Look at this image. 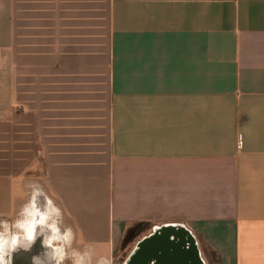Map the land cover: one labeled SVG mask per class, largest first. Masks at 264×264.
Segmentation results:
<instances>
[{
	"label": "crops",
	"instance_id": "1",
	"mask_svg": "<svg viewBox=\"0 0 264 264\" xmlns=\"http://www.w3.org/2000/svg\"><path fill=\"white\" fill-rule=\"evenodd\" d=\"M33 189L86 263L143 223L264 264V0H0L10 238Z\"/></svg>",
	"mask_w": 264,
	"mask_h": 264
},
{
	"label": "rangeland",
	"instance_id": "2",
	"mask_svg": "<svg viewBox=\"0 0 264 264\" xmlns=\"http://www.w3.org/2000/svg\"><path fill=\"white\" fill-rule=\"evenodd\" d=\"M32 192H34V194H32V195L36 196L35 199L37 202H35L34 198L28 199V201L24 205V207L26 209L23 208L21 213L17 215V220L15 223L16 226L12 228V233H15V235L11 237L12 239H14L16 237V235H18V234H24L25 228H28L29 225H31L30 227H32V225H33L32 230H34V227L35 228L40 227L42 229L48 230L49 233L51 234V237L56 236V232L58 230V225L55 224V222H54V221H56V214L51 213V211H53V209L48 208L47 201L45 200V198H43L42 195H40L39 193L35 194V189H33ZM33 202H35V203H33ZM32 212H33V214H32ZM5 227H6V224L4 225V222H2V219H0V243H2L3 239L5 240L9 237L8 233H7L8 231L6 230L8 228V226H7V228H5ZM151 227H152L151 225L144 227V231H143V234L141 235V237L140 238L138 237L137 239H135L134 240L135 242L133 241L132 243H130L126 247L127 249L125 248L126 250L124 249V247L122 245L117 252L116 259H115L114 263L115 264H122L123 261H125V259L127 257H130V255L134 251L137 243L142 241L140 239H142L143 236H146V235L149 236L154 232V230ZM157 229H159V228H157ZM55 239H56V237H55ZM55 239L53 240V242L55 241ZM58 244L61 248L60 240H59ZM58 249H59V247H57V250ZM60 251H61L62 255L59 258L60 262L58 264H91V263H86L87 261L85 262V260H83V259H80L79 254H78L79 252H76V251L69 249L65 245V243L63 244V248H61ZM202 251L204 253V260H206V262H207V259L210 260V264H211L212 259H213V258H211L212 252L208 248H202ZM205 254H206L207 258L205 256ZM92 264H96V263H92ZM212 264H214V263H212Z\"/></svg>",
	"mask_w": 264,
	"mask_h": 264
},
{
	"label": "water",
	"instance_id": "3",
	"mask_svg": "<svg viewBox=\"0 0 264 264\" xmlns=\"http://www.w3.org/2000/svg\"><path fill=\"white\" fill-rule=\"evenodd\" d=\"M205 264L194 238L174 226L161 227L139 242L126 264Z\"/></svg>",
	"mask_w": 264,
	"mask_h": 264
},
{
	"label": "flooded vegetation",
	"instance_id": "4",
	"mask_svg": "<svg viewBox=\"0 0 264 264\" xmlns=\"http://www.w3.org/2000/svg\"><path fill=\"white\" fill-rule=\"evenodd\" d=\"M34 236H35L34 237L35 242L32 243L31 241L27 240L25 233L18 234L14 238L16 240L15 245H12V240H13L12 238L8 237L5 240L3 239L2 243H0V248H2L4 258L6 260L10 258V264H35L33 259L34 257L39 258V264H58L60 261L54 259L53 249L49 247H42L41 239L47 241L50 238L49 231L38 227L35 229ZM61 236H63V232L61 229H59L56 235L57 239H55V241L52 242L55 248V252H57V247H59L58 240L60 239ZM146 236H144L140 240H143ZM138 244L139 243H137V245L135 246V249L138 246ZM128 259L129 257H127L122 264H126ZM149 264H156V262L155 261L150 262Z\"/></svg>",
	"mask_w": 264,
	"mask_h": 264
},
{
	"label": "trees",
	"instance_id": "5",
	"mask_svg": "<svg viewBox=\"0 0 264 264\" xmlns=\"http://www.w3.org/2000/svg\"><path fill=\"white\" fill-rule=\"evenodd\" d=\"M147 226H148L147 224L141 223V224H137L134 227L130 228L127 231L125 238L123 240V243H122L123 247L126 248L128 246V244H130L135 239L140 237L143 234L144 227H147ZM211 256H212L211 258H213L212 263L218 264L219 263L218 256L216 254H214L213 252H212Z\"/></svg>",
	"mask_w": 264,
	"mask_h": 264
},
{
	"label": "clouds",
	"instance_id": "6",
	"mask_svg": "<svg viewBox=\"0 0 264 264\" xmlns=\"http://www.w3.org/2000/svg\"><path fill=\"white\" fill-rule=\"evenodd\" d=\"M27 239L29 241H31L32 243L35 242V238L33 237V235L30 233L27 237ZM55 239V237H50L47 241H45L44 239H41V243H42V247H49V248H52L53 249V254L55 253V248L53 246V240ZM16 243V240L13 239L12 240V245H15ZM34 262L35 264H39V258L38 257H34ZM0 264H10V258L8 260H6L3 256V259H0Z\"/></svg>",
	"mask_w": 264,
	"mask_h": 264
},
{
	"label": "snow or ice",
	"instance_id": "7",
	"mask_svg": "<svg viewBox=\"0 0 264 264\" xmlns=\"http://www.w3.org/2000/svg\"><path fill=\"white\" fill-rule=\"evenodd\" d=\"M3 256L4 254H3L2 248H0V259H3Z\"/></svg>",
	"mask_w": 264,
	"mask_h": 264
}]
</instances>
